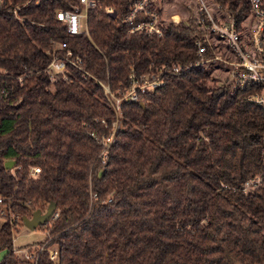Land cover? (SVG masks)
<instances>
[{
    "label": "trees",
    "instance_id": "16d2710c",
    "mask_svg": "<svg viewBox=\"0 0 264 264\" xmlns=\"http://www.w3.org/2000/svg\"><path fill=\"white\" fill-rule=\"evenodd\" d=\"M25 1L0 4V264L21 260L9 216L50 200L57 216L41 228L58 256L40 250L37 264H264V109L247 87L192 65L202 28L182 19L160 34L129 32L124 10L113 17L95 6L88 33L70 34L55 11L78 0ZM216 2L237 21L249 12V0ZM57 41L80 61L51 80V52L65 49ZM161 65L183 68L123 100L104 147L92 133L106 134L115 113L101 83L115 91L131 71Z\"/></svg>",
    "mask_w": 264,
    "mask_h": 264
},
{
    "label": "built area",
    "instance_id": "2783aa9c",
    "mask_svg": "<svg viewBox=\"0 0 264 264\" xmlns=\"http://www.w3.org/2000/svg\"><path fill=\"white\" fill-rule=\"evenodd\" d=\"M29 1L39 3L41 0H26L25 2ZM160 1L161 0H78L71 8H57L55 17L65 24V29L70 34L80 32L88 33V8L102 6V8L109 13L115 11V17L118 15V8L124 10L122 20L129 26V32L144 30L148 33L160 34L161 25L164 23L160 20ZM5 2H8V0H0V4ZM18 8V5H10L8 10L14 13L15 16H18ZM249 12L255 17V25L251 29L250 35L247 36L240 34V21H237L231 13L226 11L225 18L217 19L209 11L204 0H196L194 4H188L185 11L171 10L168 13V20L174 23H178L182 19L193 20L197 26L202 28V35L195 39L198 58L192 65H199L213 56V50L210 55H204L206 46H211L208 33L214 32L224 38L235 51V59L230 60L227 58L224 59V61L234 66L232 73L235 77L236 86L240 88L247 87L248 90H250L247 98L264 109V3L262 0H249ZM55 45L61 48L64 47L65 49L62 52H56L55 49L51 52L50 61L45 67L51 80L54 79V73L57 71L61 72L64 78H66L68 74V63L77 66L80 61L78 56H72V49L66 46L65 41H57ZM213 58H217V55ZM181 68L183 67L180 65H173L171 68H165L161 65L157 70H149L141 73H134L131 71L127 83L118 87L115 91H112L108 84L101 83L108 104L114 111L115 116L106 134L98 136L92 133L93 136L99 138L104 147L108 143L113 142L115 133L121 123L120 109L122 101L138 100L140 94L147 90H152L163 83L164 79L162 74L164 72H177ZM28 169L31 175L37 174L40 170L38 165H29ZM259 180V175L249 177L245 181V190ZM1 202L0 196V220H3L5 219L6 207L1 204ZM52 216H57V211L54 210ZM8 220L12 224L15 222L14 224L16 225L17 222L21 221V217L10 215ZM44 231L47 235L45 240L41 244H36V248H22L20 250L21 260L14 264H37V253L43 249L48 251V257L51 260L57 258V245L53 243L51 246H48L49 244H47V241L50 239V236L47 229ZM14 251L19 253V249H14Z\"/></svg>",
    "mask_w": 264,
    "mask_h": 264
},
{
    "label": "rangeland",
    "instance_id": "374dc122",
    "mask_svg": "<svg viewBox=\"0 0 264 264\" xmlns=\"http://www.w3.org/2000/svg\"><path fill=\"white\" fill-rule=\"evenodd\" d=\"M194 2H196V0H161L159 4V8L161 10L160 20L166 23L168 21V13L171 10L185 11V9L188 7V4H194ZM204 2L206 3L209 11L217 19L226 17V10L224 8H221L216 0H204ZM254 25V15L251 12L246 13L240 20V34L244 36L250 35L251 29ZM208 39L211 45L214 46L212 49L213 56H211L210 59L203 62L202 64L206 69L209 70L215 82L226 83L230 86L236 85L235 77L232 73L234 66L231 63L224 61V59L227 58L230 60L235 59L234 48L230 46L224 38L220 37L214 32L208 33ZM215 55H217V58H213ZM247 188H250V186ZM1 221L2 220H0V222ZM45 238L46 233L40 225L31 229L24 225L21 221H19L16 223V226L13 229V245L14 249H19V253H17L19 254V256L21 254L20 250L22 248H36V244H41L45 240ZM52 244L53 243L49 244L48 246H51ZM2 254L3 252H0V257Z\"/></svg>",
    "mask_w": 264,
    "mask_h": 264
},
{
    "label": "water",
    "instance_id": "95a60500",
    "mask_svg": "<svg viewBox=\"0 0 264 264\" xmlns=\"http://www.w3.org/2000/svg\"><path fill=\"white\" fill-rule=\"evenodd\" d=\"M110 15L115 17L116 12L112 11L110 12ZM14 159H6L4 161V166L6 168H10L14 164ZM56 203L54 200H50L45 205V208L42 210L41 208L37 207L34 210L31 211L29 215L24 214L21 216V221L24 225H26L28 228H35L38 225H41L48 221L54 210H55Z\"/></svg>",
    "mask_w": 264,
    "mask_h": 264
},
{
    "label": "crops",
    "instance_id": "0c3cea01",
    "mask_svg": "<svg viewBox=\"0 0 264 264\" xmlns=\"http://www.w3.org/2000/svg\"><path fill=\"white\" fill-rule=\"evenodd\" d=\"M6 153H7V156H11V154H12V149L8 150Z\"/></svg>",
    "mask_w": 264,
    "mask_h": 264
}]
</instances>
